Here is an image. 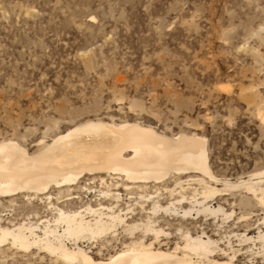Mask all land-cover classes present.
I'll use <instances>...</instances> for the list:
<instances>
[{"label": "rangeland", "instance_id": "obj_1", "mask_svg": "<svg viewBox=\"0 0 264 264\" xmlns=\"http://www.w3.org/2000/svg\"><path fill=\"white\" fill-rule=\"evenodd\" d=\"M86 120L204 138L210 171L220 181L211 186L225 190L206 205L230 218L196 214L198 207L182 217L193 195L202 200L199 174H170L146 185L85 175L46 195L0 198L2 226H40L53 221L55 209L111 206L115 213L132 210L128 224L155 221L168 235L160 237L163 248L181 246L187 231L221 247L230 239L234 250L250 255L234 235L264 231V208L243 188L223 184L264 168V0H0V140L32 154ZM181 195L186 200L176 204ZM170 203L178 214H148L153 205ZM113 236L80 245L95 259L106 258L129 242L119 228ZM256 253L251 262L264 264ZM0 264L62 263L5 245Z\"/></svg>", "mask_w": 264, "mask_h": 264}, {"label": "bare ground", "instance_id": "obj_2", "mask_svg": "<svg viewBox=\"0 0 264 264\" xmlns=\"http://www.w3.org/2000/svg\"><path fill=\"white\" fill-rule=\"evenodd\" d=\"M205 146V139L196 135L178 133L167 137L136 122L102 120H86L70 126L48 143L40 144L32 154L14 140H0V198L23 193L34 197L46 195L51 188L68 189L77 185L85 175H113L131 185H146L159 183L170 174L194 173L203 177L198 180L205 185L200 194L202 200L197 201L193 195L192 209L183 210L182 217L189 216L198 207L194 210L196 214H221L227 219L232 213L225 214L219 206L206 205L208 199L225 190L211 186L220 181L210 171ZM99 179L104 182L103 178ZM223 185L229 189L243 188L264 208V168L237 184L226 181ZM124 188L129 189L125 185ZM184 200L181 195L176 204ZM113 209L111 206L98 209L87 206L72 212L55 209L53 221L43 220L40 226L0 224V248L8 245L20 252L37 250L62 264H253L250 258L253 249L264 259V231L261 229L255 236L234 235L238 246L251 249L250 255L247 250L242 253L234 250L230 239L221 247L218 240L203 233L192 237L187 231L182 235L181 246L176 243L169 249L160 244V237L168 235L155 221L148 218L145 223L128 224L126 214L132 210L115 213ZM159 210L178 214L173 203L165 208L153 205L148 214L156 215ZM118 228L129 242L122 243L119 250L106 258L95 259L80 245L85 240L112 238ZM241 255H246V263H239Z\"/></svg>", "mask_w": 264, "mask_h": 264}]
</instances>
